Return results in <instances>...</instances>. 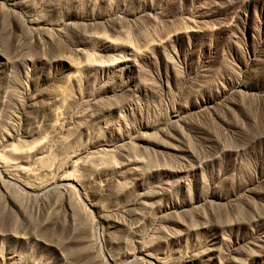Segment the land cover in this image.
I'll list each match as a JSON object with an SVG mask.
<instances>
[{
  "label": "rangeland",
  "instance_id": "rangeland-1",
  "mask_svg": "<svg viewBox=\"0 0 264 264\" xmlns=\"http://www.w3.org/2000/svg\"><path fill=\"white\" fill-rule=\"evenodd\" d=\"M0 264H264V0H0Z\"/></svg>",
  "mask_w": 264,
  "mask_h": 264
}]
</instances>
